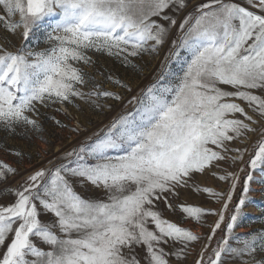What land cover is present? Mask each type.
<instances>
[{
  "label": "snow or ice",
  "instance_id": "6c2138e0",
  "mask_svg": "<svg viewBox=\"0 0 264 264\" xmlns=\"http://www.w3.org/2000/svg\"><path fill=\"white\" fill-rule=\"evenodd\" d=\"M248 3L252 10L233 0L198 5L180 22L182 35L165 57L178 65L166 83L161 77L142 89L128 101L132 111L64 152L53 167H38L18 188L6 189L15 199L0 205V264H170L173 257L186 259L202 237L164 218L159 205L172 210L168 201L177 189L195 186L199 192L198 175H215L223 164L244 162L247 148L229 156L233 149L225 145L247 133L260 139L246 162L250 171L236 202L240 176L222 169L218 179L229 187L223 192L202 189L221 203L220 209L186 204L179 209L182 219L195 222L204 215L217 217L195 264H224L223 256L264 264V233L250 234L240 246L229 244L252 191V173H264V125L253 127L257 121L236 102L264 118V95L256 94L264 92V0ZM0 5L7 13L0 16L4 28L22 37L15 51L0 44V127L38 131L39 121L32 117L40 107L79 98L99 108L101 98L120 100L119 93L104 90L79 66L92 63L87 53L104 52L136 67L133 58L155 52L177 25L165 10L179 13L187 0H0ZM107 79L132 91L119 78ZM90 82L91 89L83 91ZM15 173L0 161V181ZM89 185L103 197L76 191ZM218 230L224 236L208 253Z\"/></svg>",
  "mask_w": 264,
  "mask_h": 264
},
{
  "label": "rangeland",
  "instance_id": "374dc122",
  "mask_svg": "<svg viewBox=\"0 0 264 264\" xmlns=\"http://www.w3.org/2000/svg\"><path fill=\"white\" fill-rule=\"evenodd\" d=\"M206 2L207 0H187V7L179 13L172 12L171 8L165 10L166 13L175 17L177 25L170 29L167 39L155 52H148L140 57L133 58V63L136 67L126 66L118 57L104 52L89 51L87 53L92 63L88 65L81 64L79 66L99 82L104 90H112L119 93L121 96L120 100L101 98L98 101L100 104L99 108L95 107L88 100H80L79 98L73 104L63 103L53 104L49 107H40V114L32 117L39 121L40 129L38 131L33 130L31 126H20L15 131H8L0 127V161L7 162L16 169L14 175H9L6 181H0V205H8L15 199L11 191L6 190L9 186L12 189L18 188L38 167H53L60 162L58 157L64 152L78 147L89 136L106 128L114 119L132 111L134 104L128 103L132 96L141 95L142 89L156 84L161 77H164V80L161 82L166 83L168 72L178 71V65L172 63L171 60H166L165 57L168 56L169 50L172 48V41H178L179 36L182 35L178 31L179 24L189 12L195 14L196 7ZM233 2L252 10L248 0H233ZM0 16H7L3 5H0ZM14 19L18 20L19 17H14ZM154 19L159 18L154 17ZM159 22L164 24L165 27L168 26L167 21L159 20ZM21 43L22 37L19 32L12 34L0 22V44L15 51ZM33 45H35V41H33ZM39 47L43 48L45 45L41 43ZM109 75L113 78H119L130 85L132 91L129 92L126 88L112 83V81L107 79ZM91 87L92 84L90 82L87 87L83 88V91L87 92ZM256 94L264 95V92H257ZM236 102L241 103L248 115L257 121V124L253 125V127L264 125V118L257 112L249 109L247 104L241 101ZM237 118L243 117L238 116ZM57 121L60 123H57ZM77 126L79 127V131H74ZM259 139L260 136L256 133H247L235 142L226 143L225 146L227 148L233 149V151L229 152V156L236 154L234 151L236 148L248 149L244 155V162H236L232 165L223 164L221 165V170L215 171V175L208 172L198 175L196 180L201 191H195V186L193 188L177 189L176 195L168 201L173 206L172 210L166 208L164 203L159 205L164 218L181 224V226L191 228L202 237L199 242L189 248V255L186 259L178 261L173 257L170 264H195L198 254L205 244V238L210 233V226L217 219L214 215H204L199 222H195L191 218L182 219L183 213L179 209V205L186 204L200 206L205 209H220L221 203H218L208 193L203 192L202 189L211 187L215 191H225L229 187L228 183L218 179V176L224 174L222 169L236 172L240 176L241 183L237 185L233 196V202L235 203L237 198L242 195L241 189L246 174L250 171L246 162L254 155L256 151L254 145L257 144ZM17 153H22V155H18ZM49 161L52 163L49 164ZM241 168L244 171H239ZM252 175L254 177V180L250 183L252 191L247 195L246 206L238 218L237 225L233 229L232 237L229 241L230 246L233 247L240 246L241 242L250 238V234L264 233V184L260 182V177L264 176V173L257 171L253 172ZM76 191L86 197H103V192L93 188L91 185L86 188L77 187ZM225 215L227 222L228 214L226 213ZM45 219L48 218L46 217ZM223 236L224 232L219 230L216 232L208 248V253L217 246V242ZM39 246L45 247L43 244ZM138 251L140 250L138 249ZM208 253H205V256ZM222 259L224 260V264H241L240 261L230 259L227 256H223Z\"/></svg>",
  "mask_w": 264,
  "mask_h": 264
}]
</instances>
